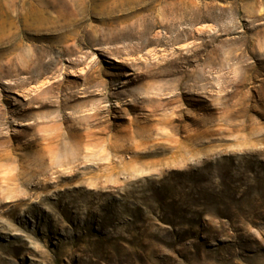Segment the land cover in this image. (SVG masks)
Wrapping results in <instances>:
<instances>
[{"label":"rangeland","instance_id":"374dc122","mask_svg":"<svg viewBox=\"0 0 264 264\" xmlns=\"http://www.w3.org/2000/svg\"><path fill=\"white\" fill-rule=\"evenodd\" d=\"M40 134L79 168L6 183ZM6 155L9 264H264V0H0Z\"/></svg>","mask_w":264,"mask_h":264},{"label":"bare ground","instance_id":"6f19581e","mask_svg":"<svg viewBox=\"0 0 264 264\" xmlns=\"http://www.w3.org/2000/svg\"><path fill=\"white\" fill-rule=\"evenodd\" d=\"M39 129H40V127H39ZM73 129L75 130V128H73ZM76 130H77V128H76ZM44 132H46V131L44 130ZM40 136H41V134H40ZM73 136H74V134H73ZM61 137H63V136H59V137L58 136L45 137L44 135H42L41 136V140L44 141L45 143H43V144L40 143V144H42L43 147L40 144L34 145V142L27 141L25 143L23 149L31 150L34 146H40V148H39L40 150L39 151L41 152V154L36 155V157H34L33 160H31L33 162H30L29 165L32 168L28 169L29 171L26 170L25 172H19L18 171V172H15V173H10V172L6 173L5 177H3V179L6 181V183L10 182V181L16 182L17 180H21L24 184H27L32 179L36 178L39 175V176H42V178H38V182L40 184H42V185H48V181H47L48 176H47V174H48L49 171L54 170L55 173H61V169H59V168L64 167L66 165H72V164L77 163L78 162V154L80 153V151H81L80 148L82 147L81 142L73 139V137H71L70 135L64 136L63 140H62ZM39 140H40V138H39ZM65 140H68L69 142L67 143ZM88 141H90V140H88ZM88 141H86V142H88ZM83 145H84V147L87 146V145L85 146V143ZM60 147L69 148L70 153L68 155L57 156L58 150H59ZM45 150L47 152V155L44 154ZM78 150H80V151L78 152ZM79 156H80V154H79ZM22 158H24V157H22ZM25 158L27 160L29 159V157L27 158L26 156H25ZM47 159H49L48 162L46 161ZM13 160H14V158L11 157V156L9 157L8 155H6L5 157H0V161L1 162L2 161H13ZM121 163H122V160L115 161L113 158H109L108 162H99V163H97L96 167L100 168L102 170V172H103L102 175L105 178L102 179V176L101 177L100 176H95L96 180H94L92 185H95L97 187L98 184H100L101 182H109V181H111V175L112 174L121 173V171L123 169L122 166L119 165ZM79 166H80V164L77 163V166L74 165L70 169L74 170V168H79ZM1 171H3V169ZM4 171H6V170H4ZM75 174H76V172H75ZM1 175H3V174H1ZM59 175H61V174H59ZM27 176H28V178H27ZM23 199L24 198L21 197L18 200L17 204H12L10 207H13V208L16 207L18 204L23 202ZM5 202L3 201L2 198H0V206L6 204ZM13 208H12V210H13ZM260 210L261 209H256L255 211H252L253 215H252V218H250L252 223H256L257 224V223H260V222H264V212L262 210L261 211ZM0 213H1V211H0ZM23 216L21 215V217H23ZM20 226L24 227L22 224H20ZM29 233L33 234L31 232H29ZM2 241H3V237L0 234V264H9V263L6 262V259H7L6 257L12 255V249H10L7 246V243L2 242ZM19 247H23V248L29 249V246L25 244V241L22 242L19 245Z\"/></svg>","mask_w":264,"mask_h":264}]
</instances>
